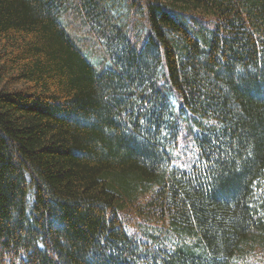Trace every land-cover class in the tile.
Masks as SVG:
<instances>
[{"label": "trees", "instance_id": "trees-1", "mask_svg": "<svg viewBox=\"0 0 264 264\" xmlns=\"http://www.w3.org/2000/svg\"><path fill=\"white\" fill-rule=\"evenodd\" d=\"M0 264H264V0H0Z\"/></svg>", "mask_w": 264, "mask_h": 264}]
</instances>
